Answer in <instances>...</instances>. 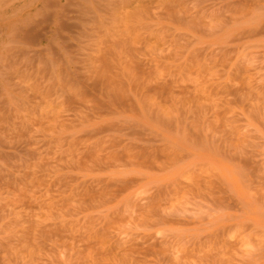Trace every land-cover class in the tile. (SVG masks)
<instances>
[{
  "label": "rangeland",
  "instance_id": "1",
  "mask_svg": "<svg viewBox=\"0 0 264 264\" xmlns=\"http://www.w3.org/2000/svg\"><path fill=\"white\" fill-rule=\"evenodd\" d=\"M0 264H264V0H0Z\"/></svg>",
  "mask_w": 264,
  "mask_h": 264
}]
</instances>
